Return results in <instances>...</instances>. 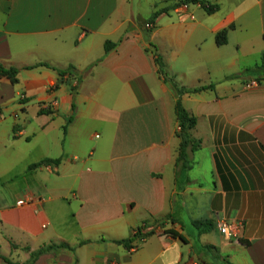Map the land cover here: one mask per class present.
Returning a JSON list of instances; mask_svg holds the SVG:
<instances>
[{
	"label": "crops",
	"instance_id": "obj_1",
	"mask_svg": "<svg viewBox=\"0 0 264 264\" xmlns=\"http://www.w3.org/2000/svg\"><path fill=\"white\" fill-rule=\"evenodd\" d=\"M178 1L0 0V264H264V0Z\"/></svg>",
	"mask_w": 264,
	"mask_h": 264
},
{
	"label": "trees",
	"instance_id": "obj_2",
	"mask_svg": "<svg viewBox=\"0 0 264 264\" xmlns=\"http://www.w3.org/2000/svg\"><path fill=\"white\" fill-rule=\"evenodd\" d=\"M189 5H199L207 14H213L215 12H217L219 10V6L216 4H211L206 0H179L178 2H176L174 5H172L171 8H176V7H180V6H189ZM170 8V9H171ZM168 9H164L161 11H157L153 16H152V20L160 13L163 12H167ZM227 38V30H223L221 32H219L216 35V44L221 46V45H225L226 44V39ZM114 45L106 42L104 45L105 51H109ZM38 66L40 67H45V68H51L48 64H39ZM257 70L259 73H264V57H262L261 59V63L258 65ZM73 72V68L69 67L67 70L62 71V70H57V73L59 75V77L61 79H63L65 77L66 74H72ZM17 73L18 70L14 69V68H4L3 66L0 65V77H5L7 79L10 80V82L12 84L17 83ZM255 81H259V78H256ZM172 87L175 90L176 94L179 96L181 93L184 92H196L197 89L194 90H186L183 87H178V85L172 83ZM76 87L73 88V90H75ZM211 88V86H210ZM175 113H176V117H177V121H178V125H179V131H178V138L180 139V150H179V157H178V162H183L185 160L186 154L188 150L194 151L196 149H198L200 142L196 141L194 142L191 138H190V131L195 127L196 125V119L193 116H190L185 110L184 108L181 106L180 102L177 101L176 105H175ZM58 160H43L37 164H33L31 166H29V170H33L36 169L38 167L41 166H47L50 164H58ZM140 230H138L137 234H134V236L132 237L133 240L139 239V238H144L145 235H141ZM150 234V233H149ZM148 234V235H149ZM172 236H177L174 233H170ZM132 239L128 240V241H124L122 242L124 245L128 244L127 242H130ZM57 248H65V246L63 245H58V246H49L46 250H41L35 254H31L30 258H31V262H34L40 255H42L44 252L46 251H50V250H54ZM2 259L7 263V264H11L7 259L3 258ZM31 264V263H30Z\"/></svg>",
	"mask_w": 264,
	"mask_h": 264
},
{
	"label": "built area",
	"instance_id": "obj_3",
	"mask_svg": "<svg viewBox=\"0 0 264 264\" xmlns=\"http://www.w3.org/2000/svg\"><path fill=\"white\" fill-rule=\"evenodd\" d=\"M146 29H152L153 25L151 23H148L145 25ZM77 84V82H76ZM219 234L223 236L227 240H236L238 238V235L240 233L241 224L239 223H232L227 224L225 222H218L217 224ZM138 230L134 232V234H137Z\"/></svg>",
	"mask_w": 264,
	"mask_h": 264
},
{
	"label": "rangeland",
	"instance_id": "obj_4",
	"mask_svg": "<svg viewBox=\"0 0 264 264\" xmlns=\"http://www.w3.org/2000/svg\"><path fill=\"white\" fill-rule=\"evenodd\" d=\"M10 155L13 156L14 158L17 156V151L16 149H10L9 151ZM16 161V160H15ZM20 164V163H19Z\"/></svg>",
	"mask_w": 264,
	"mask_h": 264
}]
</instances>
